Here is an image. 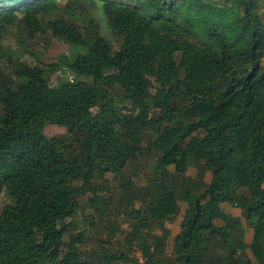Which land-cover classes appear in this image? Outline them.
I'll return each instance as SVG.
<instances>
[{"label":"trees","instance_id":"1","mask_svg":"<svg viewBox=\"0 0 264 264\" xmlns=\"http://www.w3.org/2000/svg\"><path fill=\"white\" fill-rule=\"evenodd\" d=\"M233 3L0 0V199L11 201L0 209V264H130L109 242L84 249V232L70 229L79 198L110 205L94 184L107 174L124 180L127 212L171 195L186 204L172 247L164 222L161 235L147 216L134 226L146 230L147 264H264V1ZM87 7L98 15L88 24ZM20 21L46 25L70 53L48 67L20 59L7 75L4 42ZM58 72L73 78L53 86ZM48 126L67 130L64 153ZM144 161L140 187L124 173ZM246 223L260 236L252 257L239 250Z\"/></svg>","mask_w":264,"mask_h":264},{"label":"rangeland","instance_id":"2","mask_svg":"<svg viewBox=\"0 0 264 264\" xmlns=\"http://www.w3.org/2000/svg\"><path fill=\"white\" fill-rule=\"evenodd\" d=\"M264 1V0H263ZM215 3L219 7L232 8L233 0H215ZM61 6H65V1L60 2ZM88 8V7H87ZM90 9V10H89ZM262 13L264 14V4L262 5ZM81 18L85 19L88 24V20L93 17L97 18L98 15L88 8L87 11L81 13ZM99 26L102 29L104 24L99 19ZM44 30V32H43ZM6 50V60L4 64L5 73L11 76L14 72L15 65H18V60L24 62L30 66L48 67L51 64L58 63L62 55H68L70 48L68 45L55 38L52 32L47 29L46 25H42L41 29L33 30L27 28L25 24L20 21L15 26L9 27V34L4 42ZM72 79L71 73L58 72L51 76L50 82L53 86H57L60 79ZM13 79V78H12ZM45 135L50 139L52 147L60 153L65 152V147L71 144V138L69 137L67 130L58 126H48L45 129ZM145 161L136 167L130 168L125 171L126 177H132L137 186L144 187L147 185L144 176ZM191 176H196L197 171L195 169L190 170ZM123 179L111 174H107L104 179H96L94 184L102 188L101 195L105 196L110 205H100L99 208H94L90 203L92 196L89 194L86 197L80 199V214L76 217L74 222L71 223L70 229L74 233L84 232L88 238L84 249H93V251H102L103 241L109 242L108 249L113 254L118 252H124L129 255L134 247L140 248L145 241L140 239L146 233L133 234L134 226L139 224L140 220L145 216L151 218L154 223V231L157 235H161V228L156 222H164L162 227L169 229L175 228L180 223V216L184 214L186 204H179L176 202L173 195L161 206L160 209L144 210V206L140 202H135L129 212L123 205L121 199L123 197L122 184ZM11 201L3 196L0 199V209L2 210ZM180 207V215L171 222L169 221L173 211ZM235 214L239 211L236 209H230ZM129 213V214H128ZM159 226V227H156ZM171 229V230H172ZM175 230V232H176ZM239 236V250L252 257V247L259 240V234L254 225L243 224L240 228ZM146 236V235H145ZM66 241H69L68 234L66 235ZM168 256L172 255L170 249L167 251ZM254 260V258H252ZM131 260V259H130ZM115 264H126L122 260H119ZM130 264H135L131 261Z\"/></svg>","mask_w":264,"mask_h":264},{"label":"built area","instance_id":"3","mask_svg":"<svg viewBox=\"0 0 264 264\" xmlns=\"http://www.w3.org/2000/svg\"><path fill=\"white\" fill-rule=\"evenodd\" d=\"M130 259L135 264H147L143 251H141L138 247H134L130 254Z\"/></svg>","mask_w":264,"mask_h":264},{"label":"crops","instance_id":"4","mask_svg":"<svg viewBox=\"0 0 264 264\" xmlns=\"http://www.w3.org/2000/svg\"><path fill=\"white\" fill-rule=\"evenodd\" d=\"M226 209H228L230 211V209L228 207ZM232 209H235V208H232ZM236 210L239 211L238 209H236ZM230 212L236 217H240L241 216V212L240 211L237 214H235L233 211H230ZM180 217H181L180 218V223H179V225H177V230L175 228L172 229L171 227H169V230L171 231V237L169 239V246H171V247L173 245L174 238L180 232V224H181V221H182V216H180ZM175 230H176V232H175Z\"/></svg>","mask_w":264,"mask_h":264}]
</instances>
